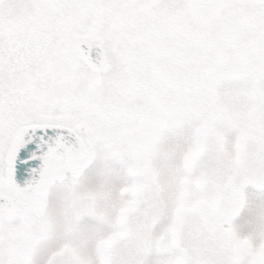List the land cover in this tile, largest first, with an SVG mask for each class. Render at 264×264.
<instances>
[{
	"label": "snow or ice",
	"instance_id": "1",
	"mask_svg": "<svg viewBox=\"0 0 264 264\" xmlns=\"http://www.w3.org/2000/svg\"><path fill=\"white\" fill-rule=\"evenodd\" d=\"M240 81L241 103L218 95ZM185 116L239 141L231 176L194 205L181 194L177 225L197 212L243 247L238 264H264V244L226 227L243 184L264 186V0H0V264H28L52 180L97 146L147 175L156 133Z\"/></svg>",
	"mask_w": 264,
	"mask_h": 264
},
{
	"label": "clouds",
	"instance_id": "2",
	"mask_svg": "<svg viewBox=\"0 0 264 264\" xmlns=\"http://www.w3.org/2000/svg\"><path fill=\"white\" fill-rule=\"evenodd\" d=\"M217 92L241 103L239 90L228 83ZM200 128L193 116L162 126L151 146L147 175L133 172L137 161L127 153L97 146L75 174L64 172L52 180L43 197V228L37 224L32 230L28 264H238L243 247H226L197 212L185 213L177 225L182 193L186 204L194 205L233 174L236 132L223 123L207 135ZM185 180L204 183L196 187ZM248 185L264 191V186L243 184L228 203L226 227L235 240L259 247L264 244V196L246 193Z\"/></svg>",
	"mask_w": 264,
	"mask_h": 264
},
{
	"label": "rangeland",
	"instance_id": "3",
	"mask_svg": "<svg viewBox=\"0 0 264 264\" xmlns=\"http://www.w3.org/2000/svg\"><path fill=\"white\" fill-rule=\"evenodd\" d=\"M228 86L229 87H235L237 90H240L242 88H245L246 85L244 82L240 81V82H229L228 83ZM197 175H199V172L196 173ZM245 192L246 193H255L256 195L258 196H264V191H259L257 190L254 186L252 185H248L246 188H245ZM46 247V246H45Z\"/></svg>",
	"mask_w": 264,
	"mask_h": 264
}]
</instances>
